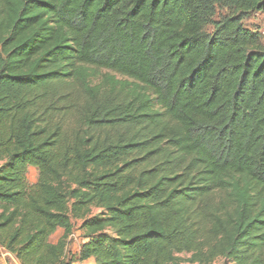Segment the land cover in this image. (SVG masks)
Instances as JSON below:
<instances>
[{"label": "trees", "instance_id": "16d2710c", "mask_svg": "<svg viewBox=\"0 0 264 264\" xmlns=\"http://www.w3.org/2000/svg\"><path fill=\"white\" fill-rule=\"evenodd\" d=\"M253 14L264 0H0V247L72 264L80 223L83 264H264Z\"/></svg>", "mask_w": 264, "mask_h": 264}, {"label": "rangeland", "instance_id": "374dc122", "mask_svg": "<svg viewBox=\"0 0 264 264\" xmlns=\"http://www.w3.org/2000/svg\"><path fill=\"white\" fill-rule=\"evenodd\" d=\"M229 13L228 10L218 7L216 9V15L214 17L215 20H219L221 17L227 15ZM245 27L251 30L254 33H258L262 36V43L264 45V14H253L244 23ZM104 75H112L106 71H101L97 74L99 79H102ZM118 80L125 79L117 76ZM74 95V93H73ZM76 96V94H75ZM71 124V123H70ZM71 125H68V128ZM39 178V172L36 168L30 167L27 172V181L30 186L35 185ZM96 213V211H94ZM80 223L76 224L73 234L67 240V250L65 255L66 262L72 261V264H83L79 261V251L84 243V239L82 236V232L79 230ZM63 236V231L58 230L53 236L50 238L51 243H57L59 239ZM0 264H21L13 255L7 253L0 247ZM214 264H229L226 261L218 260Z\"/></svg>", "mask_w": 264, "mask_h": 264}, {"label": "crops", "instance_id": "0c3cea01", "mask_svg": "<svg viewBox=\"0 0 264 264\" xmlns=\"http://www.w3.org/2000/svg\"><path fill=\"white\" fill-rule=\"evenodd\" d=\"M87 263H88V264H91V263H93V261H92V260H90V261H88Z\"/></svg>", "mask_w": 264, "mask_h": 264}]
</instances>
